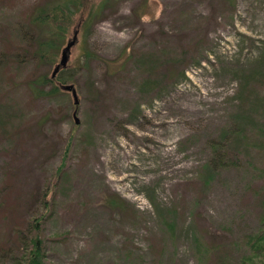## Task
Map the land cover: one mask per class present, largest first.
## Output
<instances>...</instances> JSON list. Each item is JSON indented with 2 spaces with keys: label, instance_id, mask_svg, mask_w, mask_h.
Listing matches in <instances>:
<instances>
[{
  "label": "rangeland",
  "instance_id": "1",
  "mask_svg": "<svg viewBox=\"0 0 264 264\" xmlns=\"http://www.w3.org/2000/svg\"><path fill=\"white\" fill-rule=\"evenodd\" d=\"M52 1L0 0V50L16 45L10 25ZM99 1L82 0L52 64L2 71L18 85L0 86V264H24L20 244L2 248L27 217L43 264H250L264 229L259 119L226 147L234 71L264 44V0H109L82 31ZM68 41L60 68L76 103L27 91L30 70L50 75ZM162 46L174 56L143 89L138 53Z\"/></svg>",
  "mask_w": 264,
  "mask_h": 264
},
{
  "label": "trees",
  "instance_id": "2",
  "mask_svg": "<svg viewBox=\"0 0 264 264\" xmlns=\"http://www.w3.org/2000/svg\"><path fill=\"white\" fill-rule=\"evenodd\" d=\"M109 0H100L95 5H92L89 9H86V15L81 22V30L84 31L92 22V19L99 14L100 10L104 8V5ZM82 7V0H56L49 4H41L36 6L25 22L19 21L15 26L10 25L8 27V34H11L16 39V45L13 50L4 51L0 50V86L5 89L16 87L18 83L14 84L13 80H8L7 83L2 81V71L8 63H13L12 68L18 70L23 67L22 63H29L30 67L35 63L52 64L55 59V50L64 41L69 26L72 24L74 16L80 13ZM173 57L174 54H170L167 50V46H162L152 52L138 53L137 61L142 67L143 77L140 82V87L143 89H149L153 82H156L157 75L152 72L157 69L160 60L163 64L168 63V58ZM173 60V59H172ZM134 61V63H137ZM30 70V68H29ZM30 74L27 76V80L24 79L26 90L36 96H45L54 94L59 90L66 91L61 88L66 84L67 79L62 74L63 69H59L52 77L51 74H47L44 71L30 70ZM15 75L14 79L23 77V73ZM179 73H176L178 75ZM181 74V71H180ZM153 76V77H152ZM235 77V109L232 114L233 122L236 124L235 134L233 135L232 142L229 144L226 150H230L232 147H237L240 142V135L244 129V124L247 122H253L255 119H259L260 127L264 132V44L258 48V51L253 55L250 60L245 61L243 65L237 67L234 71ZM3 82V83H2ZM19 82V81H18ZM22 83H19L21 87ZM1 106V105H0ZM6 113L0 109V120L6 119ZM223 148L222 153L219 150ZM217 150V151H216ZM215 153H219L220 157L226 158V152L224 146L219 145L214 148ZM229 155V154H228ZM205 168L210 169L209 164H206ZM56 174L58 172H55ZM59 174V173H58ZM39 201V199H38ZM37 201V202H38ZM42 207L46 209V201H40ZM264 216V213H263ZM24 220L21 229L23 232L16 229V225L13 224L10 227L11 238L6 243L7 247L3 252L7 250H16L17 244L24 251L20 254L21 260L24 264H43L42 260V245L39 236V225L31 224L27 219ZM21 224V223H18ZM31 231L34 235L30 234ZM15 232V233H14ZM18 233V237L14 238V235ZM14 234V235H13ZM17 238L18 241H17ZM248 241L250 247V256L252 262L250 264H264V229L258 233L249 237ZM17 241V242H16ZM29 241V245L26 248L24 242ZM19 260V259H18ZM218 261L217 264H221ZM241 264H248L245 260H242Z\"/></svg>",
  "mask_w": 264,
  "mask_h": 264
},
{
  "label": "water",
  "instance_id": "3",
  "mask_svg": "<svg viewBox=\"0 0 264 264\" xmlns=\"http://www.w3.org/2000/svg\"><path fill=\"white\" fill-rule=\"evenodd\" d=\"M72 41H68L65 46L61 49V53H60V59L58 61V63L54 66L53 70H52V73H51V76L53 77L55 72L58 70V68L60 66H63L64 65V62H65V55H66V52L69 48V46L71 45ZM62 89L66 90V91H69L70 92V95L72 97V101L73 103L75 104L76 103V97H75V91L72 87L71 84H65V85H62L61 86ZM75 122H77L76 120H74Z\"/></svg>",
  "mask_w": 264,
  "mask_h": 264
}]
</instances>
